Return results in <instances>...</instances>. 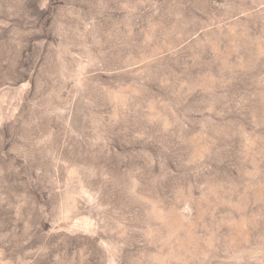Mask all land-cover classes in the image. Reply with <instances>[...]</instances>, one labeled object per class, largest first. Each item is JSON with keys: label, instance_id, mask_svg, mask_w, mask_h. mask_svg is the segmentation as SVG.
<instances>
[{"label": "rangeland", "instance_id": "1", "mask_svg": "<svg viewBox=\"0 0 264 264\" xmlns=\"http://www.w3.org/2000/svg\"><path fill=\"white\" fill-rule=\"evenodd\" d=\"M0 264H264V0H0Z\"/></svg>", "mask_w": 264, "mask_h": 264}]
</instances>
